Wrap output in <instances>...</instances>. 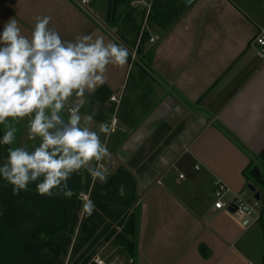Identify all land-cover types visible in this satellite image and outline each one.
I'll use <instances>...</instances> for the list:
<instances>
[{"label": "crops", "instance_id": "0c3cea01", "mask_svg": "<svg viewBox=\"0 0 264 264\" xmlns=\"http://www.w3.org/2000/svg\"><path fill=\"white\" fill-rule=\"evenodd\" d=\"M162 2L153 0L148 15L124 5L115 18L111 7L101 16L97 0H0V31L15 18L30 36L34 17L50 16L64 40L95 33L129 53L122 68L108 66L106 83L81 108L82 116L95 113L93 130L101 122L112 128L101 134L111 154L107 182L91 178L80 194L94 204L97 233L131 209L133 264H264V207L255 219L216 210L213 184L222 180L233 199L246 197L250 182L264 197V64L252 44L264 3ZM122 172L133 182L123 184ZM95 184L97 192L104 187L103 209L100 194L91 195Z\"/></svg>", "mask_w": 264, "mask_h": 264}, {"label": "clouds", "instance_id": "9594fccd", "mask_svg": "<svg viewBox=\"0 0 264 264\" xmlns=\"http://www.w3.org/2000/svg\"><path fill=\"white\" fill-rule=\"evenodd\" d=\"M51 19L35 16L30 36L23 34L15 18L0 31V125L5 128L0 145L10 146L0 164V177L12 186L14 195L35 183L41 196L70 199L75 192L68 181L74 174L86 171L94 183L107 182L110 171L104 162L111 154L101 134L107 137L112 128L101 122L98 131L93 130L88 125L95 113L82 116L81 108L106 83L108 66L122 68L129 53L95 33L64 40L49 27ZM25 118L28 139L39 140L32 150L11 147L18 130L15 124ZM118 191L123 195V186ZM83 207L89 214L94 210L91 200Z\"/></svg>", "mask_w": 264, "mask_h": 264}, {"label": "trees", "instance_id": "16d2710c", "mask_svg": "<svg viewBox=\"0 0 264 264\" xmlns=\"http://www.w3.org/2000/svg\"><path fill=\"white\" fill-rule=\"evenodd\" d=\"M162 1L164 7L180 3L179 0ZM154 8L156 10L157 7ZM159 14L162 16V13ZM162 17H165L164 13ZM2 136L0 129V138ZM7 148V145H0V164L5 161ZM260 157L264 160V150ZM122 173L120 179L123 184L133 182L130 173ZM256 173L259 174L257 169ZM259 177L257 176L256 181L262 183ZM68 184L75 192L70 199L63 195L41 196L36 191L35 183L29 184L27 191L14 195L12 186L0 177V264H64L69 252L72 256L80 253L76 260L72 262L69 260L68 264H95L89 263L93 255L90 250L103 234L96 232L100 221H95L97 216L94 217V213L84 212L80 217L83 207L80 194L88 191L91 176L86 171L83 175L74 174ZM101 189L97 192L96 184L91 188V195L100 194H96L99 200L95 201L99 209H103L107 204L104 202ZM128 189L130 193L126 199V206L134 198L132 187ZM95 214L97 215V212ZM124 217L118 222V226H123L122 230L113 229L105 238L106 240L112 238L115 245L120 246L128 256H132L134 213H130L125 219ZM117 218L118 216L114 220Z\"/></svg>", "mask_w": 264, "mask_h": 264}, {"label": "rangeland", "instance_id": "374dc122", "mask_svg": "<svg viewBox=\"0 0 264 264\" xmlns=\"http://www.w3.org/2000/svg\"><path fill=\"white\" fill-rule=\"evenodd\" d=\"M251 1L253 4H262L264 3V0H248ZM100 10H101V16H106V13L108 11V8L110 9L111 7V13L114 14L115 18H120L122 16L125 15V8H129L131 9V3L133 4L134 0H117L116 6H115V0H97ZM108 3V4H107ZM124 5H126L127 7H125ZM125 7V8H124ZM124 9V10H123ZM174 15H170V17H173ZM15 127L18 129L16 132V141L13 145H11V147H17V146H26L29 150H32L33 146L39 143V140L36 141H32L28 139V133H27V118H25L23 121H20L19 123L15 124ZM0 129L2 134H4L5 128L3 125H0ZM8 146V145H7ZM10 147V146H8ZM246 200H248V202H250L252 204V194L250 192H248V195L245 197ZM263 199L262 202L258 203L257 206L255 205V209L256 210H261L264 207V197H261ZM81 199L83 201V205L84 203L87 202L86 196H81ZM84 208V207H83ZM84 211V210H83ZM81 211V212H83ZM84 212L86 213L87 210H85ZM132 213L131 209H128L125 215V213L118 218L117 222L115 223V221L110 224V228H104L103 234L100 235V238L98 239V241L96 242V244L94 245V247L90 250V252L92 254H99L103 257H106L109 260H115V259H120V258H127L129 257L125 251H122L118 245H115L114 243H112L110 240H106L105 235L113 230L119 227L118 222L125 216L129 215L130 213ZM124 217V219H125ZM95 221H100V219L98 220V218L95 219ZM100 225H102V223H100ZM102 229V228H101ZM122 230V229H121ZM105 232V233H104ZM80 253V252H79ZM78 254L76 255H70V252L67 254V256L65 257L64 260V264H68V261L70 260L71 262L76 260V258L78 257Z\"/></svg>", "mask_w": 264, "mask_h": 264}, {"label": "built area", "instance_id": "2783aa9c", "mask_svg": "<svg viewBox=\"0 0 264 264\" xmlns=\"http://www.w3.org/2000/svg\"><path fill=\"white\" fill-rule=\"evenodd\" d=\"M80 4L86 5L90 2V0H87L86 3H84V0H79ZM153 0H134L133 5H141L143 6L146 15L151 10ZM151 41L153 38L150 39ZM252 44L256 46L258 50V54L262 60V63L264 64V26H259L257 28V32L252 40ZM196 169H199V166H195ZM180 178H183V174L179 175ZM214 184V195H215V201H214V209L216 210H225L229 212V207L232 205V203L236 206V211L234 214L239 215L241 217H245L248 219H255L259 215L254 207V205L257 203L255 200H253V204L248 202L246 198L243 195H237L233 199H227L226 193L228 192L229 188L228 186L220 179L213 180ZM130 213V212H128ZM123 226H119L117 228V231H120ZM95 264H133L134 259L132 257L127 258H120L115 260H109L106 257H103L99 254H93L90 258V263Z\"/></svg>", "mask_w": 264, "mask_h": 264}, {"label": "water", "instance_id": "95a60500", "mask_svg": "<svg viewBox=\"0 0 264 264\" xmlns=\"http://www.w3.org/2000/svg\"><path fill=\"white\" fill-rule=\"evenodd\" d=\"M181 3H183L186 6L191 5L195 0H179ZM246 188L252 193V198L255 200L257 203L261 202V195L260 191L256 189V187L252 183H247ZM229 212L234 213L236 211V206L232 203L229 207Z\"/></svg>", "mask_w": 264, "mask_h": 264}]
</instances>
